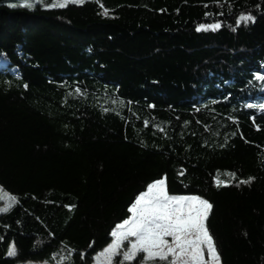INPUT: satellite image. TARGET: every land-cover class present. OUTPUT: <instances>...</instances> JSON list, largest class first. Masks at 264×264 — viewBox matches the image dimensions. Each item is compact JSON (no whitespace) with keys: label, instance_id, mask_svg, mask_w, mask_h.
Segmentation results:
<instances>
[{"label":"trees","instance_id":"obj_1","mask_svg":"<svg viewBox=\"0 0 264 264\" xmlns=\"http://www.w3.org/2000/svg\"><path fill=\"white\" fill-rule=\"evenodd\" d=\"M21 2L0 0V264H94L162 177L212 204L221 264H264V0Z\"/></svg>","mask_w":264,"mask_h":264},{"label":"snow or ice","instance_id":"obj_2","mask_svg":"<svg viewBox=\"0 0 264 264\" xmlns=\"http://www.w3.org/2000/svg\"><path fill=\"white\" fill-rule=\"evenodd\" d=\"M83 3L85 0H51V3L47 0H22L18 6L32 10L37 5L51 9ZM108 14V10L104 9L103 15ZM254 20L251 15H241L237 25ZM220 27V23L201 24L196 30L216 31ZM258 107L264 110V104ZM230 175L233 178L235 176ZM253 179L250 177L240 183H251ZM215 183L217 187L227 186L219 177ZM0 202V213H7L19 201L16 196L0 189ZM212 207L208 200L198 195L170 194L166 177L159 178L148 183L146 189L135 196L127 209L130 215L113 227L110 232L111 242L93 259L96 264H113L114 258L122 255L120 264H125L143 254L140 264H154L157 260L166 264H221L220 254L206 223ZM16 254L15 245H10L7 255Z\"/></svg>","mask_w":264,"mask_h":264},{"label":"rangeland","instance_id":"obj_3","mask_svg":"<svg viewBox=\"0 0 264 264\" xmlns=\"http://www.w3.org/2000/svg\"><path fill=\"white\" fill-rule=\"evenodd\" d=\"M157 180V179H156ZM0 189H3L2 187H0ZM3 190H5V189H3ZM6 192H8L7 190H5ZM9 193V192H8ZM10 194V193H9ZM172 195H179V194H172ZM182 195V194H181ZM184 195V194H183ZM189 195H194V194H189ZM0 206H2V202H0ZM130 215V214H129ZM123 221V220H122ZM109 244V243H108ZM107 244V245H108ZM107 245L105 246V247H107ZM104 247V248H105ZM127 247V242H125V248ZM103 248V249H104ZM103 249L102 250H100L99 252H97V253H100V252H102L103 251ZM97 253H96V255H97ZM95 255V256H96ZM143 255V254H142ZM117 258L118 259H120V260H122V255H118V256H116L115 258H114V261H113V264H114V262L117 260ZM205 259L207 260V254L205 253ZM18 264H53L52 262H49V261H46V260H41V259H39V260H33V259H27V260H24V261H18ZM94 264H96V261L94 260ZM154 264H166L165 262H161V261H159V260H157V261H155L154 262Z\"/></svg>","mask_w":264,"mask_h":264},{"label":"crops","instance_id":"obj_4","mask_svg":"<svg viewBox=\"0 0 264 264\" xmlns=\"http://www.w3.org/2000/svg\"><path fill=\"white\" fill-rule=\"evenodd\" d=\"M119 223V222H118Z\"/></svg>","mask_w":264,"mask_h":264}]
</instances>
